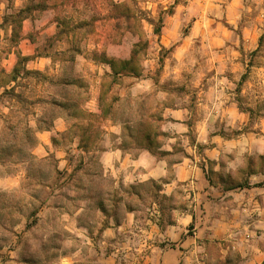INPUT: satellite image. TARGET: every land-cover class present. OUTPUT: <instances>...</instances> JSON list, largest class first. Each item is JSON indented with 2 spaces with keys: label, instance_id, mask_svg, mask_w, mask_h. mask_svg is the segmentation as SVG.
<instances>
[{
  "label": "crops",
  "instance_id": "obj_1",
  "mask_svg": "<svg viewBox=\"0 0 264 264\" xmlns=\"http://www.w3.org/2000/svg\"><path fill=\"white\" fill-rule=\"evenodd\" d=\"M47 6L0 30V192L27 238L8 263L264 264L261 18L205 31L177 6L135 62L138 37L77 46Z\"/></svg>",
  "mask_w": 264,
  "mask_h": 264
},
{
  "label": "rangeland",
  "instance_id": "obj_2",
  "mask_svg": "<svg viewBox=\"0 0 264 264\" xmlns=\"http://www.w3.org/2000/svg\"><path fill=\"white\" fill-rule=\"evenodd\" d=\"M238 1V5H234L233 0H29L27 3H31L32 5L42 3L44 5L48 4L51 7L54 5L60 6L57 8L52 7L50 10L55 11L59 17H61V21L65 23L66 29L63 28V32H67V29L71 31L74 30L73 35H76L74 36L76 37L74 41L77 43V46H80L84 38L94 34L113 33L116 38L115 42L124 38V40H128L130 43L134 42L139 36L140 41L137 43L138 47L136 48L139 49L137 54L139 58L144 50L149 47L148 40L145 38V33L152 32L156 35L160 34H157V32L155 33V30H161L164 21L172 14H175V8H177V6H179V13L181 15L189 18L191 17L193 22L198 21V26L201 28L199 30L205 31H216L218 27L222 26H226V28L230 30H235L236 25L234 23H223L222 17L224 16H241L242 20L238 25L239 28L242 25L247 27L252 24L256 18H261L262 27H259L261 31L259 43L263 50L259 56H264V0ZM120 3H124L125 7H121L122 9L112 8V4ZM0 4H2L0 10V18L2 20L0 30L6 31L11 28L12 33L14 30L17 33L13 34L19 36L22 30V23H20L19 29L16 25L11 26L9 23L4 24V17L16 15L18 11V8L15 7L16 0H0ZM26 6L27 4H25L23 9ZM123 12H128L136 16L137 21L124 19L122 17ZM34 15L37 17V21L42 20L44 17L43 11H36ZM202 18H208L209 20L201 23ZM81 25L84 26L80 27ZM191 26H193L192 23L188 24L187 27L183 28V32L189 31ZM40 31L41 29L39 28L35 33L39 35L38 43L41 48L44 47L47 42L49 44L51 43L49 40H45L43 36L41 37L39 34ZM13 36L12 42L14 40ZM54 45L56 46L55 43ZM74 46L76 45L74 44ZM17 126L18 129L23 127L22 125ZM12 138H14L13 140H17L19 137L16 139L15 137ZM20 139L25 140V136L20 137ZM26 139L27 141L25 144L27 149L31 144V137L28 135ZM12 153L13 149L5 150L3 151V156H9ZM20 154L21 153H18V155ZM31 164L34 166H41L42 162L32 160ZM12 195L13 194L9 191L0 192V264H9L10 252L15 250V241L18 240L21 243L27 239L24 233H21L17 239L15 237L16 234L10 231L11 224L14 221L13 218L12 221L10 220L11 214L9 211ZM33 234L35 237L36 234ZM28 251L24 242L23 246H21L20 253L22 256H27L31 253ZM32 254H30V256ZM34 255L37 254L35 253ZM54 255H56V252H53L51 256Z\"/></svg>",
  "mask_w": 264,
  "mask_h": 264
},
{
  "label": "trees",
  "instance_id": "obj_3",
  "mask_svg": "<svg viewBox=\"0 0 264 264\" xmlns=\"http://www.w3.org/2000/svg\"><path fill=\"white\" fill-rule=\"evenodd\" d=\"M121 7H125V4L124 3H120V4H112V8L114 9H119ZM48 9V6L47 5H44L42 3H39L37 5H32L31 3H27V6L24 8V9H21L19 12L16 13V15H10V16H7V17H4V24H7L9 23L11 26H17V28L19 29L20 27V23L28 16H30L32 13L36 12V11H45ZM122 9V8H121ZM171 14V13H170ZM122 17L126 20H134V21H137V17L134 16V15H131L130 13L128 12H123V15ZM10 22H9V21ZM149 23H151L150 21H148ZM61 24V26L63 28L66 27L65 23L64 22H61L59 23ZM84 25H81L80 27H82ZM66 29V28H65ZM74 30H70V29H67V32H73ZM157 32L160 33V30H155V33ZM13 33H17L16 31L13 30ZM139 38V41H140V37L138 36ZM138 47V44H135L134 47H133V51H132V59L131 61H136V58H137V54H138V50L139 49H136ZM132 63V62H131ZM21 65V62H19V66ZM131 69L132 68V65H131Z\"/></svg>",
  "mask_w": 264,
  "mask_h": 264
}]
</instances>
